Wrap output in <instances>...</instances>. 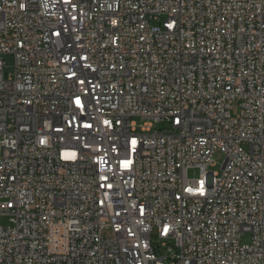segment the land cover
<instances>
[{"label": "built area", "instance_id": "2783aa9c", "mask_svg": "<svg viewBox=\"0 0 264 264\" xmlns=\"http://www.w3.org/2000/svg\"><path fill=\"white\" fill-rule=\"evenodd\" d=\"M0 219V264H264V0H0Z\"/></svg>", "mask_w": 264, "mask_h": 264}, {"label": "rangeland", "instance_id": "374dc122", "mask_svg": "<svg viewBox=\"0 0 264 264\" xmlns=\"http://www.w3.org/2000/svg\"><path fill=\"white\" fill-rule=\"evenodd\" d=\"M161 20H163V19H161ZM3 59L5 61V64L7 65V67L5 69V74H8L12 70L11 65L13 62V58H12V56L7 55V56H4ZM136 121L138 124H141V122L139 120H136ZM223 160H224L223 155L220 153H216V155L214 156L215 166L213 168H210V172H219ZM198 174H199L198 170L194 169V170L189 171L188 176L190 178H197ZM0 225H7L6 221L3 219H0ZM154 238H155L154 235H152L153 240H154ZM249 241H250V238L248 235H245L243 238H241V243H243V244L248 243Z\"/></svg>", "mask_w": 264, "mask_h": 264}, {"label": "snow or ice", "instance_id": "6c2138e0", "mask_svg": "<svg viewBox=\"0 0 264 264\" xmlns=\"http://www.w3.org/2000/svg\"><path fill=\"white\" fill-rule=\"evenodd\" d=\"M22 7H23V5H21ZM81 83H83V81H81ZM76 104H77V106H80V99H79V97H77V99H76ZM85 127H90V125H85ZM41 143H43V141H41ZM133 143H135V142H133ZM127 163L128 162H125V166H127Z\"/></svg>", "mask_w": 264, "mask_h": 264}]
</instances>
